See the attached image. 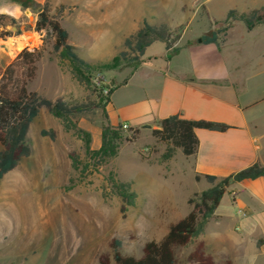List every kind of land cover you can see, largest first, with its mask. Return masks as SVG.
<instances>
[{"label": "rangeland", "instance_id": "obj_1", "mask_svg": "<svg viewBox=\"0 0 264 264\" xmlns=\"http://www.w3.org/2000/svg\"><path fill=\"white\" fill-rule=\"evenodd\" d=\"M3 1L12 10L6 30L21 33L0 38V67H6L24 48L44 45L45 55L28 89L53 101L62 98L100 106L69 118L55 117L43 109L32 123L27 136L30 156L0 179V264H101L104 260L115 264L114 241L120 242L123 255L140 257L144 245L161 240L172 224L190 212L188 201L211 185L196 180L190 157L153 135L159 123L145 124L150 128L141 125L145 113L137 111L136 127L120 121L111 105V90L118 89L143 64L163 72L170 65L173 69L225 67L229 73L240 66L234 75L239 77L240 100L256 102L264 97V24L256 33L238 25L229 39L231 30H224L228 24L224 13L233 0H213L215 18L204 0H48L51 15L58 16L69 33L68 43L86 62L87 66H81L55 52L46 31L35 30L47 0ZM258 1L240 0L239 4L250 9ZM144 20L152 25L168 24L172 48L166 50L164 43L156 42L139 63L122 62L113 68V59L128 51L125 40ZM214 31H219L220 46L211 52L198 40ZM134 56L130 53L129 58ZM257 67L262 70L250 71ZM147 71L114 93L115 106L145 96ZM248 112L264 122V103ZM104 126L119 131L122 141L118 154L99 165L86 154L78 129L90 134V147L97 150ZM42 131L54 133L55 138L43 136ZM111 179L131 183L137 194L125 214ZM230 197L229 192L224 195L221 209L233 206ZM215 224L211 220L209 229ZM197 243L196 238L176 248V264H189Z\"/></svg>", "mask_w": 264, "mask_h": 264}, {"label": "trees", "instance_id": "obj_2", "mask_svg": "<svg viewBox=\"0 0 264 264\" xmlns=\"http://www.w3.org/2000/svg\"><path fill=\"white\" fill-rule=\"evenodd\" d=\"M6 19H8L7 15L0 14V28L4 29L0 31V38L6 39L19 35L21 33L19 29L16 33L6 30ZM11 20L14 23V20ZM230 20L241 21L248 30H252L258 24L264 23V9L253 10L249 13H237L235 10H230L225 31L231 27ZM35 30L40 33L46 31L53 39V50L60 52L63 58H70L74 64L87 66L86 62L78 56L75 47L68 43L69 33L62 26L60 18L51 15L48 0L38 13ZM172 36L168 24L152 25L144 20L142 27L125 40V47L128 51L115 57L111 66L116 68L122 62L139 63L147 49L156 42L164 43L166 50H169L173 46ZM218 40L219 31L203 37L204 44L218 45ZM45 52L44 45L26 47L6 67H0V179L13 171L23 158L30 156L31 148L27 143V136L32 123L43 109L55 117L69 118L88 113L100 106L99 103L68 102L62 98L53 101L37 92L30 91L28 85L36 78L38 63L44 57ZM129 52L134 53L135 56L129 58ZM115 90L116 87H113L111 93ZM230 128L231 126L225 123L189 120L181 114H176L162 119L158 128L153 130V135L162 141L171 143L174 148H179L184 156L190 157L196 154L199 146L197 129L225 132ZM130 129L134 132L138 131L135 128ZM78 133L85 141L86 154L99 165L118 154L122 135L113 127L104 126L101 146L97 150H92L90 147L89 133L83 129H78ZM42 135L55 138L52 132L42 131ZM172 151L173 149L170 150L169 157ZM263 176L264 167L258 163L222 179L211 175L204 176L211 187L200 194H195L194 198L188 201L191 206L190 212L177 223L172 224L161 240L147 242L140 257L123 255L120 242H112L115 264H176V248L188 246L203 234L230 185L234 182L254 180ZM200 179L201 176L196 175V180ZM111 182L122 199L121 212L125 214L128 207L135 204L137 194L132 190L131 183L117 182L114 179H111ZM188 262L189 264H215L212 257L205 253L202 243H197L195 250L189 255ZM101 264H108V260H104Z\"/></svg>", "mask_w": 264, "mask_h": 264}, {"label": "crops", "instance_id": "obj_3", "mask_svg": "<svg viewBox=\"0 0 264 264\" xmlns=\"http://www.w3.org/2000/svg\"><path fill=\"white\" fill-rule=\"evenodd\" d=\"M196 1L198 0H192L191 3ZM239 1L230 2L224 13L225 18L230 10L249 13L264 7V0L256 2L250 9L240 6ZM203 2L215 18L216 4L213 0ZM8 7L7 3L0 0V14L11 16L12 10ZM241 24L244 23L231 24L228 29L231 30L229 39L233 29ZM262 24L264 23L252 30H248L246 26L245 28L248 33H256ZM200 39L198 41L202 43L203 37ZM218 43L203 42L211 52L220 46V39ZM144 69L148 70L145 96L132 104L115 106L114 93L120 88L128 87L133 78ZM233 69L236 73H229L225 67L209 70L207 67L197 69L182 66L173 69L170 65L163 72L161 68H150L143 64L113 92L111 105L119 120L133 127H136L137 111L146 115L141 125L159 123L169 116L181 114L189 120L216 121L231 126L225 132L196 130L199 146L196 154L190 158L195 175L201 176L202 181H206V175L226 178L256 163L264 167V122L248 112L264 103V97L251 104L242 103L238 95L239 77L234 76L240 71V66ZM259 70L262 69L257 67L250 71L255 74ZM247 79L250 80V77ZM227 192L233 206L229 210L221 209V201L214 217L210 219L216 224L209 229L210 221L208 222L203 234L197 237L198 243L204 245L205 253L212 257L215 264H247L250 255L257 257L256 264H264V176L234 182Z\"/></svg>", "mask_w": 264, "mask_h": 264}, {"label": "clouds", "instance_id": "obj_4", "mask_svg": "<svg viewBox=\"0 0 264 264\" xmlns=\"http://www.w3.org/2000/svg\"><path fill=\"white\" fill-rule=\"evenodd\" d=\"M257 257L254 255H250L247 259V264H256Z\"/></svg>", "mask_w": 264, "mask_h": 264}, {"label": "water", "instance_id": "obj_5", "mask_svg": "<svg viewBox=\"0 0 264 264\" xmlns=\"http://www.w3.org/2000/svg\"><path fill=\"white\" fill-rule=\"evenodd\" d=\"M200 41H202V40L200 39ZM144 127H146V128H150V126H149V125H145Z\"/></svg>", "mask_w": 264, "mask_h": 264}]
</instances>
